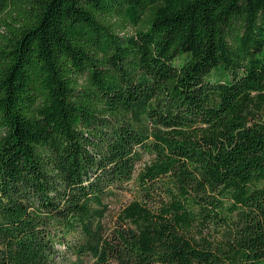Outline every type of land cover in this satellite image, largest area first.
<instances>
[{
  "label": "trees",
  "instance_id": "16d2710c",
  "mask_svg": "<svg viewBox=\"0 0 264 264\" xmlns=\"http://www.w3.org/2000/svg\"><path fill=\"white\" fill-rule=\"evenodd\" d=\"M61 247L264 264V0H0V264Z\"/></svg>",
  "mask_w": 264,
  "mask_h": 264
},
{
  "label": "rangeland",
  "instance_id": "374dc122",
  "mask_svg": "<svg viewBox=\"0 0 264 264\" xmlns=\"http://www.w3.org/2000/svg\"><path fill=\"white\" fill-rule=\"evenodd\" d=\"M130 198L128 195L126 199ZM60 254L57 256L55 264H95V262L89 257H83L81 259L76 258L73 255L65 254V248L61 247Z\"/></svg>",
  "mask_w": 264,
  "mask_h": 264
}]
</instances>
